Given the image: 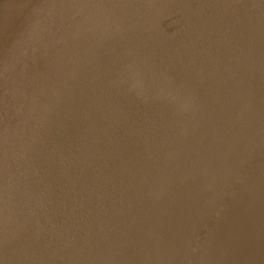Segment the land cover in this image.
Returning <instances> with one entry per match:
<instances>
[{"label": "water", "instance_id": "1", "mask_svg": "<svg viewBox=\"0 0 264 264\" xmlns=\"http://www.w3.org/2000/svg\"><path fill=\"white\" fill-rule=\"evenodd\" d=\"M0 264H264V0H0Z\"/></svg>", "mask_w": 264, "mask_h": 264}]
</instances>
